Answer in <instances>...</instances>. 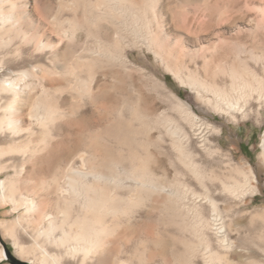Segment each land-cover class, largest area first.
Wrapping results in <instances>:
<instances>
[{
  "label": "rangeland",
  "instance_id": "rangeland-1",
  "mask_svg": "<svg viewBox=\"0 0 264 264\" xmlns=\"http://www.w3.org/2000/svg\"><path fill=\"white\" fill-rule=\"evenodd\" d=\"M13 1L20 5L19 14L17 10L12 9ZM68 1L72 0H0V28L7 29L1 34L4 42L0 38V85L6 80L15 82L21 72L30 69L24 64L27 57L43 56V60L34 66H42L48 70H39L37 77L27 82V85L31 83V86L20 85L24 89L18 95L13 113L4 110L13 99V94L0 93L2 115L10 117L13 121L15 119L12 127L21 131L14 133L7 127L10 123H5L3 129H0V147L8 152L2 158L7 170L1 174L0 183L1 179H14L18 189L17 199L20 200L24 195L38 203V211L28 215L25 208L14 210L15 206L0 199V247L4 249L6 246L16 259L28 264H40L42 251L36 244L41 243L51 255L56 256L60 264L107 263L103 253L85 260L83 254L72 256L67 247L56 245L45 237L38 238V235L45 227L44 213L53 214L57 218L62 216V204L55 190L50 187L53 176L74 161L80 169L81 153L89 151V148L92 150L91 146H96L97 142L101 143L100 145H110V150L113 151L108 156L112 159L119 156L122 159H119V170L129 169L130 164L127 162H130L127 158L130 154L136 153L135 157H145V149L141 143L148 140L147 132L142 128V123H125L124 120L130 115V111L128 108L121 111L125 98L136 101L141 97V103L145 99L146 108L150 109L153 117L159 118L164 114L180 121L178 124L185 127L189 135V141L185 143L194 154L202 173L208 175L207 183L218 188V193L214 191V196L218 201L220 216L215 214L211 204L207 202L205 191L195 176L180 165L175 152L168 144L169 138L166 136L164 125L150 123L155 125L149 135L150 139L155 140L159 135H163L167 141V147L164 148L169 152L172 161L168 163V181L174 185L173 189H179L178 182L185 183L197 198L188 192L183 208L175 203L174 198H169L168 193L145 196L142 204L131 207L129 216L122 219L125 228L118 231L116 229V234L107 239L109 248L127 244L129 253H126L125 259H131L130 264H208L204 260L207 256V252L204 253L207 249L205 246H210V251L215 253L218 259L217 261L215 258L216 264H226L224 256L230 257L229 264H264V106L256 102L246 118L240 115L233 119L201 100L193 89L187 84H182L176 75L167 69V64L171 63L170 65L174 69L176 67L175 70H179L184 77L192 72L203 80L221 82L228 80L223 72L237 64L238 54L254 67L255 63L250 60L249 51L264 44V0H160L157 10L163 13L165 32L170 37L169 45L174 55L166 57V62L146 47L130 50L133 67L126 71L113 68L106 71L107 75L99 74L98 80L102 90L97 100L89 96L78 99L75 92L67 89L68 84L74 80L67 73L73 54L65 42L60 45L62 37L53 26L52 18L58 11L59 3L65 4ZM24 11L27 12L28 19L21 21V27L30 32L38 28L41 33L52 37L56 48L38 52L34 44L16 33L17 30L10 31L12 27L20 28L15 26V23ZM63 16L67 18L71 15L64 12ZM82 35L79 50H87L94 42L83 32ZM179 40L182 41L183 49L176 46ZM241 47L246 51L242 52ZM41 84H46L48 90L47 104L56 103L64 116L53 125V129L51 128V135L47 136V150L37 152L31 157L30 150L35 149L38 138L35 136L30 140V123L27 119L29 107L26 99L33 90L38 93ZM179 102L214 129L203 123H185L181 120L182 112L177 108ZM142 105L144 107L143 103ZM33 128L39 131L36 127ZM96 134H99L97 142L93 138ZM23 148H29L28 153H25ZM100 151L97 149V152ZM151 152L156 155L157 148L151 147ZM100 154L105 156L102 151ZM250 170L255 173L257 181L256 184L251 182L252 185L259 187L256 193L248 191L234 198L228 193H221V181L218 177L225 179L233 175L243 182L245 176L241 173H248ZM236 171L240 173L237 174ZM128 191L130 192V189L121 190L119 193L128 197ZM76 213L77 211L72 213L74 215L70 217V222L77 219ZM19 218L22 226L15 227L14 238L6 231L5 224L15 223ZM112 220L109 218V222ZM218 223L219 226H215ZM222 226L224 231L216 230ZM57 234L61 236L62 233L59 231ZM15 239L19 246L15 247ZM193 247L198 251L194 252ZM251 250L254 253H251ZM136 254L139 255L140 261L137 260ZM0 264L11 263L8 260H0Z\"/></svg>",
  "mask_w": 264,
  "mask_h": 264
},
{
  "label": "bare ground",
  "instance_id": "bare-ground-1",
  "mask_svg": "<svg viewBox=\"0 0 264 264\" xmlns=\"http://www.w3.org/2000/svg\"><path fill=\"white\" fill-rule=\"evenodd\" d=\"M159 2L160 0H72L65 4H62V2L59 3L58 11L52 18V24L62 37L60 39V45L65 42L68 49H70L73 54L72 64H70L71 66L69 65L70 69L68 68L69 70L67 73L74 80L68 84L67 89L75 92L77 98L81 100L85 98V96H89L93 100L99 99L102 90V86L99 84L98 80L99 74L107 75L106 71H111L113 68L126 71L130 69V67H133L134 65L130 58V50L132 49L146 47L148 50L153 51L157 57L166 61V57H170L173 51L170 48L171 45H169V43H171L169 42L170 37L165 32L163 13L161 14L158 12L159 10H157ZM11 6L15 11L20 9L18 2L13 1ZM64 12L70 13L71 16L65 18L63 16ZM21 13L22 14L18 16L15 23V26H20V28L17 29L12 27L11 29L9 28L10 31L17 30L16 33L19 35L21 34L27 42L34 44L38 52L56 48V45H54L52 41V37L41 33L40 30H37L38 28L30 32L21 27V21H27L28 19L27 12L24 11ZM5 31H7V29L0 28V35ZM82 32L94 42V45L87 50H79L80 38L83 36ZM0 38L2 40L4 37L1 35ZM2 41L4 42V39ZM176 44L177 48L183 49L181 40L177 41ZM241 49L243 50L242 52L246 51L243 47H241ZM249 55L250 60L255 63L254 67L250 66L249 63L241 57V54H238L239 58L237 64L228 71L225 70V72H223L228 80L221 82L203 80L197 76L196 73L194 74L192 72L184 77L179 70H175L176 67L174 69L170 65L171 63L166 64L167 69L175 74L182 84H187L193 89L201 100L211 105L218 112L232 117L233 119H237L240 115L246 118L256 102L264 106V44L249 51ZM41 60H43V56L27 57L24 64L30 67V69L21 72L15 82H9L8 80L2 82L0 85V93H12L14 96L4 108L6 112H14L19 93L23 92L24 87L31 86V83L27 85V82L32 80L33 77L36 78L39 70L42 69L43 72L48 71L47 68H43L42 66H34L35 63ZM259 70L262 72L260 73ZM21 84L24 85V87L20 86ZM45 85L41 84L39 88L40 91L38 88V93H35L33 90L32 93L34 94L32 95L31 93L26 99L27 106L29 107L27 119L30 123V127L28 128L30 140H33L35 136L38 138L35 149L30 150L31 157H34L37 152H41L48 147L49 138L47 136L51 135V128L53 129V125H56L64 116L56 103H52L51 105L47 104L49 94ZM77 98H75V100ZM102 99H104V97ZM144 100L145 99H143L142 102L144 104L143 107L141 97L136 101L131 98H125L121 111H123L124 108H128L130 111V115L124 120L125 123H142V128L147 132L148 140L141 143L142 148L145 149V157H135L136 153H129L130 155L127 158L130 162H127V164H130L129 169L119 170V164L122 159L114 153L116 157L111 156L116 159H112L108 156L112 153L111 151H113L112 149L110 150L112 147L110 145V147L104 144L100 145L101 143L98 144L99 134L94 135L93 138H95L96 140H94L97 142L96 146H91L92 150L89 148V151L86 150L79 155L81 168L79 169L74 161L68 163L63 171L53 176V183L50 187L55 190L59 202L62 204V219L60 220L61 217L57 218L53 214L44 213L43 221L45 227L39 233L38 238L45 237L46 240L56 245L67 247L68 253H71L72 256L73 254H83L85 260L103 253L107 262L105 264H128V262L130 264L131 259L129 258L130 261L127 260L128 257L125 259L126 253H129L127 252L129 251L127 250V244L122 243L117 248H109L107 241V239L115 233L116 229L118 231L123 229V227L125 228L122 219L128 215L130 208L140 204L145 199V196L155 193H168L169 198H174L176 201L175 203L183 207L185 199L188 198L187 193H193L187 188L188 186L185 185V183L178 182L179 189L175 190L173 189L174 185L168 181L170 173L168 163H172V161L169 152L165 150L167 141L163 135H159L155 140L150 139L149 135L155 129V125L150 123H162L164 125L166 136L169 138L168 144L171 150L175 152L180 165L184 170H187L188 173H192L195 176V179L198 180L205 191L204 194L207 202L211 204V208L215 214L220 216L218 214L219 206L217 207L218 201H216L214 196V191L218 193V188L214 184L210 185L207 183L206 176L208 177V175L202 173L199 164L194 159V154L185 143V141H189V135L185 127L178 124L181 123L180 121L165 116L164 114L159 118L153 117L150 109L146 108L147 103H145ZM177 108L182 112V116L180 117H182L181 120L185 121V123H203L208 128L214 129V127L207 124V122H202L197 114L187 110V107L185 108L181 102L178 103ZM2 110L3 107L0 106V129H3L5 123L6 125L10 123L7 127L12 129L14 133L21 132L19 128L12 127V123H15V119L13 121L10 117L7 118V116H3L1 113ZM179 114L181 115V113ZM118 123H122V121H118ZM33 127H36L39 131H36ZM135 133L136 132H134V134ZM124 138L126 139V136ZM128 138H130V136ZM154 146L157 148L156 155L151 152V147ZM262 148L264 157V135L262 137ZM97 149L105 153V156L100 154L101 151L97 152ZM23 150L25 153H28L29 148L28 150L23 148ZM7 153L5 148L0 147V176L7 170V167L2 163V158ZM236 173L239 174L240 172L236 171ZM241 174L245 176L243 182L233 175L225 179L224 177H218L217 179L221 181V193H228L232 195L233 198L234 196H240V194H244L248 191L256 193L259 187L251 183H257L253 170ZM15 183L16 181L14 179L10 181L1 179V201L15 206L14 210L23 207L26 209L28 215H32L34 212L38 211L37 201L24 195L21 196L20 200L17 199L18 189ZM125 189H130V192L128 191V197L120 194V191ZM191 195L196 196L194 193ZM175 205L178 206L177 204ZM76 211L77 219L70 222V217L74 215L72 213ZM109 218L113 219L112 222H109ZM216 221L219 222L218 219H216ZM5 225L6 231L11 233V237L13 236L15 238L16 231L14 229L16 226H22V221L21 218H19L15 223H8ZM215 226H219V223ZM223 228L224 226L216 230L224 231ZM59 231L62 233L61 236L57 234ZM121 237H123V234ZM38 238H36V240ZM41 244H36L38 246L37 248L42 251L40 264H60L56 256L51 255L44 247V244ZM16 246H19V243L15 239V247ZM205 247L207 249H205L206 251L204 253L207 252V256L205 258V255H203V258H205L204 260H206L208 264H216L215 261H218V259L215 257V253L213 254L210 251V246ZM193 251L197 252L198 249ZM199 251H201V249ZM250 252L252 253L253 250ZM135 256H137L136 258L139 257L138 254ZM224 259L226 260V264L231 262L228 256H224ZM0 260H6L5 251L1 247ZM137 260H139V258ZM252 264H256V262Z\"/></svg>",
  "mask_w": 264,
  "mask_h": 264
},
{
  "label": "water",
  "instance_id": "water-1",
  "mask_svg": "<svg viewBox=\"0 0 264 264\" xmlns=\"http://www.w3.org/2000/svg\"><path fill=\"white\" fill-rule=\"evenodd\" d=\"M4 251L6 255V260H8L11 264H28L16 259L6 246H4Z\"/></svg>",
  "mask_w": 264,
  "mask_h": 264
}]
</instances>
